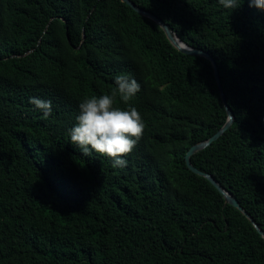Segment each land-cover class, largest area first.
<instances>
[{
  "label": "trees",
  "instance_id": "trees-1",
  "mask_svg": "<svg viewBox=\"0 0 264 264\" xmlns=\"http://www.w3.org/2000/svg\"><path fill=\"white\" fill-rule=\"evenodd\" d=\"M132 1L218 64L234 121L192 164L264 232V10ZM121 73L146 127L113 168L69 130ZM30 97L51 101L47 119ZM227 118L212 63L122 0H0V264H264V237L185 162Z\"/></svg>",
  "mask_w": 264,
  "mask_h": 264
},
{
  "label": "clouds",
  "instance_id": "clouds-1",
  "mask_svg": "<svg viewBox=\"0 0 264 264\" xmlns=\"http://www.w3.org/2000/svg\"><path fill=\"white\" fill-rule=\"evenodd\" d=\"M224 9L240 7L239 0H218ZM249 6L264 10V0H249ZM141 85L128 74L114 77V88L110 94L84 98L78 105L76 124L69 130L70 141L85 156L97 153L112 160L113 168L127 166L123 157L129 155L142 138L145 123L142 115L130 101L140 92ZM117 98L127 108L117 106ZM47 119L52 112L51 101L29 98Z\"/></svg>",
  "mask_w": 264,
  "mask_h": 264
},
{
  "label": "water",
  "instance_id": "water-1",
  "mask_svg": "<svg viewBox=\"0 0 264 264\" xmlns=\"http://www.w3.org/2000/svg\"><path fill=\"white\" fill-rule=\"evenodd\" d=\"M122 2L126 3L129 5L134 11H136L138 14L145 16L151 20H153L155 23H157L165 32L167 38L169 41L177 48L180 52L185 53L187 55H192V56H200L208 59L213 66L214 69V75L218 84V88L220 90L221 98L223 100L225 109L227 111L228 118L225 122V124L215 133L213 134L210 138L207 140L197 143L189 148V150L185 154V162L187 167L194 172L195 174L202 176L206 178L208 181L215 186V188L224 196L225 202L227 204H230L234 206L235 208L239 209L247 218L250 219V221L253 223L255 228L259 231V233L264 237V232L258 227L256 222L253 220V218L244 210V208L240 205L238 200L235 198V196L228 190H226L211 174L205 173L199 169H197L193 164H192V156L198 153L199 151L204 150L208 146H210L213 142L218 140L223 134L230 129V127L233 124L234 121V116L232 111L230 110V107L227 103V99L225 96V93L222 88V83L220 80L219 76V70H218V65L215 61V59L211 56V54L207 51H204L202 49H197L192 46H189L185 42H183L180 38L177 36H174L172 31L170 30L168 24H166L162 19H160L157 15L153 14L150 11H147L140 6L136 5L132 0H122Z\"/></svg>",
  "mask_w": 264,
  "mask_h": 264
},
{
  "label": "bare ground",
  "instance_id": "bare-ground-1",
  "mask_svg": "<svg viewBox=\"0 0 264 264\" xmlns=\"http://www.w3.org/2000/svg\"><path fill=\"white\" fill-rule=\"evenodd\" d=\"M218 65V64H217Z\"/></svg>",
  "mask_w": 264,
  "mask_h": 264
}]
</instances>
